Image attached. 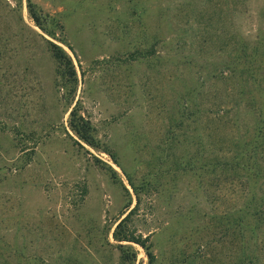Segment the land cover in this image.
Listing matches in <instances>:
<instances>
[{"label":"rangeland","instance_id":"rangeland-1","mask_svg":"<svg viewBox=\"0 0 264 264\" xmlns=\"http://www.w3.org/2000/svg\"><path fill=\"white\" fill-rule=\"evenodd\" d=\"M31 1L60 18L73 49L57 42L79 76L73 105L81 102L113 155L76 143L73 105L27 0H0V264H120L111 230L130 195L131 208L137 203L128 176L141 198L134 230L154 232L159 264H233L234 235L217 223L233 210V194L185 173V130L171 146L168 130L189 94L206 108L233 106L240 126L231 133L254 130L259 118L264 126V0ZM154 43L158 58H150ZM235 57L254 62L259 87L252 71L207 76ZM133 246L136 264H147ZM258 254L264 264V249Z\"/></svg>","mask_w":264,"mask_h":264},{"label":"trees","instance_id":"trees-1","mask_svg":"<svg viewBox=\"0 0 264 264\" xmlns=\"http://www.w3.org/2000/svg\"><path fill=\"white\" fill-rule=\"evenodd\" d=\"M16 1L20 5L23 0ZM27 8L34 24L43 32V38L57 63V73L61 78V87L65 89L67 99L70 101L68 102L69 106H72L79 86V76L73 57L63 45L58 43L61 42L73 49L63 36V24L60 18L46 13L31 0H27ZM156 39L155 41H158ZM156 46V43L150 46V58L159 57L157 55L160 54V50H157ZM179 52L180 50L176 49L173 54L176 55ZM222 63L223 65L225 64L226 69H231L230 74H225L226 69L224 68L223 70L221 69L222 73H220V67L216 65L213 72L210 70L207 76L230 81L232 79L231 71L233 70L242 73L255 71L254 62L245 61L242 57L231 58ZM254 71L251 72V77L254 78V84L259 87V72L253 73ZM218 91L223 92L221 89ZM229 91L230 88H225V92L222 94L223 98L229 97ZM244 91L241 88L240 96ZM192 96V94H189L185 102L180 103V106L176 108L177 112L170 114L172 124L168 133L173 136H169L167 141L171 146V142L173 143L177 140L174 131L176 129L185 130L183 141L187 143V150L189 149L187 154L183 156L185 157V162L182 165L185 173L190 171L198 172L201 182L204 181L205 177H209L208 181L213 185L215 184L216 187H220L222 184L229 186L233 194V210L222 215L217 220V223L225 225L227 229L231 230L229 233L234 235V244L237 251H235L236 256L233 264H261L262 257L258 253L261 252L262 248L264 249V247H259L260 242L262 246L264 245L263 118L255 120L254 130H247L242 135L238 132L234 134L231 131L234 128L239 130L240 125L238 120L229 117L233 106L222 108L218 105L216 109L206 108L202 104H198ZM238 104L239 102H236L235 108L237 110ZM71 108L68 127L76 136V143L81 147L87 144L95 150H101L112 156L110 148L100 141L96 134V128L84 115L81 102L77 100ZM191 145L194 147L192 152H190ZM113 159L120 166L118 161L115 158ZM102 164L115 173L116 170L112 166L104 162ZM128 180L136 193L137 203L131 208L133 199L130 195L129 202L111 230L113 239L117 242L116 247L121 254L120 264H136L138 253L133 243L139 244L144 248L149 259L147 264H159L160 255L155 252V242L152 240L154 232L144 237L142 234H137L136 230H134L132 217L138 210L141 198L140 190L130 176H128ZM127 191L129 192V190ZM212 201L215 202V199ZM189 211H192V209H189ZM188 215L189 213L179 215L177 223L182 225L185 221L190 220ZM171 233L174 234L175 231H171ZM172 236L174 235L170 237ZM176 242L174 241L173 244ZM185 258V261L191 263L190 258L186 256ZM183 262L184 259L178 260L174 258L168 264H180Z\"/></svg>","mask_w":264,"mask_h":264}]
</instances>
